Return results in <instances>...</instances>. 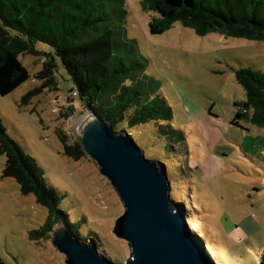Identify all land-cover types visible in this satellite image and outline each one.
<instances>
[{"label":"rangeland","instance_id":"374dc122","mask_svg":"<svg viewBox=\"0 0 264 264\" xmlns=\"http://www.w3.org/2000/svg\"><path fill=\"white\" fill-rule=\"evenodd\" d=\"M200 1L218 7V0ZM106 2L103 12L111 20L105 24L114 29L120 45L115 53L135 67L142 89L162 94L174 110L166 135L155 121L126 130L148 158L166 163L172 197L191 210L189 225L205 237L218 264H259L264 251V126L249 116L238 119L239 125L234 119L235 103L247 100L236 70L264 71V40L217 31L199 35L180 21L154 34L150 22L155 13L145 10L142 0ZM36 48L39 53L20 55L30 78L0 94V118L44 169L48 183L64 195L61 208L84 234H93L87 241L98 245L99 239L113 259L124 261L129 243L114 231L125 210L118 192L95 159L87 153L79 159L68 155L59 137L62 130L74 143L76 127L90 108L82 110L83 101L75 97V112L67 115L75 87L71 75L51 44L38 41ZM48 60L56 63V84L45 85L39 77ZM36 88L40 92L22 104L23 96ZM5 163L6 155L0 154V256L7 264H67L53 243V232L32 237L49 209L35 194H24L14 177L3 175ZM222 217L234 234L217 226Z\"/></svg>","mask_w":264,"mask_h":264},{"label":"trees","instance_id":"16d2710c","mask_svg":"<svg viewBox=\"0 0 264 264\" xmlns=\"http://www.w3.org/2000/svg\"><path fill=\"white\" fill-rule=\"evenodd\" d=\"M107 5L106 0H0V94L11 93L30 78L20 55L39 53L36 43L44 41L55 48L75 85L68 116L75 112L74 98L80 97L82 110L93 109L110 120L114 129L155 121L166 135V121L174 119L173 106L162 94L152 95L154 88L152 93L142 89L144 83L135 67L115 53L120 45L114 40V29L105 24L111 20L103 12ZM142 5L155 13L150 22L154 34L164 33L180 21L199 35L217 31L225 36L264 40V0H218L217 8L200 0H142ZM55 69V61L45 62L39 73L45 85L56 84ZM236 78L247 100L235 103L238 110L234 123L239 125L238 119L249 116L264 126V71L240 68ZM40 90L27 92L22 104H28ZM173 131L185 139L182 130ZM59 137L68 155L77 159L86 155L79 139L69 143L62 130ZM0 154L6 155L3 175L14 177L24 194H35L37 201L49 209L46 222L32 232V237L53 232L60 224L71 228L81 241L93 239V234H84L80 224L61 208L64 195L48 183L44 169L8 133L1 118ZM187 212L191 220L194 216L188 207ZM98 247L110 257L114 254L99 239ZM0 264H7L1 256Z\"/></svg>","mask_w":264,"mask_h":264},{"label":"water","instance_id":"95a60500","mask_svg":"<svg viewBox=\"0 0 264 264\" xmlns=\"http://www.w3.org/2000/svg\"><path fill=\"white\" fill-rule=\"evenodd\" d=\"M76 134L121 198L125 210L114 231L129 243L130 255L116 261L96 242L81 241L71 228L60 225L52 240L67 264H217L205 237L190 227L185 203L172 197L165 162L148 158L126 129H114L93 109ZM259 264H264V251Z\"/></svg>","mask_w":264,"mask_h":264},{"label":"crops","instance_id":"0c3cea01","mask_svg":"<svg viewBox=\"0 0 264 264\" xmlns=\"http://www.w3.org/2000/svg\"><path fill=\"white\" fill-rule=\"evenodd\" d=\"M227 220L225 219L224 220V217H222V218H219V219H217V221H216V223H217V226L218 227H222V230H223V228H228L229 230H230V233H233L234 231H233V229H234V227L233 226H231V225H228V223L226 222ZM233 231V232H232ZM224 232V231H223ZM225 233V232H224ZM229 234V233H228ZM234 234V233H233Z\"/></svg>","mask_w":264,"mask_h":264}]
</instances>
